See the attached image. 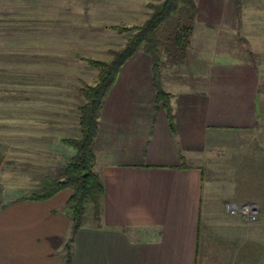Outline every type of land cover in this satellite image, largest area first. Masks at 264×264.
<instances>
[{
	"label": "crops",
	"instance_id": "obj_1",
	"mask_svg": "<svg viewBox=\"0 0 264 264\" xmlns=\"http://www.w3.org/2000/svg\"><path fill=\"white\" fill-rule=\"evenodd\" d=\"M198 1L186 55L165 67L170 74L166 81L162 74V86L171 93L175 129L164 109L155 111L151 59L141 57L147 55L143 51L130 60L142 62L149 73L147 104L130 109L128 117L117 115L120 107L107 105L110 94L104 102L94 142V169L105 186L102 216L96 221L93 207H87L72 264H264V0H257L253 11L262 18L257 26L243 20L237 0H207L201 8ZM202 11L206 17L216 15V22L199 19ZM232 75L240 76L237 87ZM219 109L230 115L227 122L213 120ZM55 112L48 125H31L10 123L11 115L0 109V264L66 263L72 230L66 202L73 190L41 200L3 192L11 173L9 147L18 145L19 138L29 140L27 131L36 128L34 136L49 138L53 151L59 143L68 146L63 139L70 138V121ZM7 130L19 131L20 137L10 138L16 133L6 135ZM226 136L237 148L224 164L216 147ZM68 147L58 169L49 167L38 182L22 175V184H36L41 191L46 179L56 178L70 160L74 152ZM228 202L257 205V220L230 214Z\"/></svg>",
	"mask_w": 264,
	"mask_h": 264
},
{
	"label": "rangeland",
	"instance_id": "obj_2",
	"mask_svg": "<svg viewBox=\"0 0 264 264\" xmlns=\"http://www.w3.org/2000/svg\"><path fill=\"white\" fill-rule=\"evenodd\" d=\"M226 1L229 0H225V3ZM198 2L200 8L209 4L207 0ZM156 3L160 2L145 0H0V91L3 90L0 95L2 93L4 96V99H1L0 109L3 108V111L9 114L7 117L11 115L12 118H7L9 122L23 120L31 125L34 122L42 124L48 122V125L55 117V109H58L59 117L63 116L70 121L68 124L71 126L69 137L79 138L81 136L79 107L86 101L80 93V88L84 82L95 84L99 76V69L93 66L91 60L111 61L114 56L113 51L126 45L128 38L136 33L150 17L153 12L152 5ZM235 3L239 11L243 13V20L249 19L250 26H257L262 20L254 14L257 12V0H237ZM249 12H251L250 18L248 17ZM206 16L202 11L198 18H209L211 22L217 20L216 15ZM214 31L217 32L215 29ZM169 32L170 28L161 29L160 36L164 41H167ZM225 33L220 31L219 34L228 37ZM241 42L246 43L243 39ZM141 57L148 60L150 58L147 55ZM163 59L165 60L160 70L161 76L165 72L163 78L166 81L170 74L165 67L174 62L167 59L166 53L163 54ZM129 60L123 64L121 69L124 72L117 78L118 82H115L116 85L112 87L108 97V106L122 109L118 111V116L129 117L133 112L130 109L145 106L149 90L153 87V84L151 87L149 81L147 82L149 73H147L146 66L142 62H139L141 65L139 63L134 65L133 60L130 62ZM151 69L153 70L152 61ZM152 70L150 75L153 76ZM239 77V75L231 76L234 87L239 85L241 81ZM171 79L177 80L175 75H171ZM132 87L133 89H130ZM134 96H141L145 102L139 103L140 100L135 99ZM224 112V109H219V113L215 114L216 117L213 115V120L220 123L227 122L230 115ZM3 121L6 122V120ZM34 129L27 131L31 133V136L29 140L23 141L17 135L19 131H5L6 135H9V132L16 133L12 134L13 136L10 135V138H19L18 145L9 147L10 163H6H9L11 173L9 180L3 183L7 185H3L5 196L18 193L31 196L39 193L36 184L28 187L22 184L21 176L30 175L32 179L34 176L33 181L38 182L37 180L40 179L38 176L48 172L49 167L58 169L64 164L65 161L60 155L63 152L68 153L67 149H71L68 144L66 146L59 143L54 147L58 149L53 151L47 140L49 138L41 140L39 136H34L38 133L36 128ZM45 132L50 136L49 129ZM230 139L228 136L219 138L216 147V155L224 164L227 162L226 158L231 156V151L237 148ZM45 141L47 142L44 143ZM72 149L74 152L73 147ZM250 181L252 182V179ZM31 190L36 193H30ZM250 190L249 195H255L251 185ZM255 206L257 208L255 220H257L259 208Z\"/></svg>",
	"mask_w": 264,
	"mask_h": 264
},
{
	"label": "trees",
	"instance_id": "obj_3",
	"mask_svg": "<svg viewBox=\"0 0 264 264\" xmlns=\"http://www.w3.org/2000/svg\"><path fill=\"white\" fill-rule=\"evenodd\" d=\"M152 6L150 17L128 38L124 47L113 51L111 61L91 60L93 66L99 69V76L95 84L84 82L80 88L81 95L86 99L79 107L81 136L63 139L74 148V153L57 178L46 179L42 190L29 196L41 200L48 199L65 188L73 190L66 202L72 219V230L65 244V264H72L75 236L84 224L87 207H93L96 221L101 219L105 186L94 169V142L98 134V119L123 64L139 51L145 52L153 64L155 111L158 113L164 109L171 127L175 129L171 93L162 86L160 68L165 60L164 53L173 62L185 57L199 8L197 0H163ZM163 27L170 28L167 41L160 36Z\"/></svg>",
	"mask_w": 264,
	"mask_h": 264
},
{
	"label": "built area",
	"instance_id": "obj_4",
	"mask_svg": "<svg viewBox=\"0 0 264 264\" xmlns=\"http://www.w3.org/2000/svg\"><path fill=\"white\" fill-rule=\"evenodd\" d=\"M226 210L230 214H241L248 221H253L257 217V208L254 204H243V205H235L233 203L225 204Z\"/></svg>",
	"mask_w": 264,
	"mask_h": 264
}]
</instances>
